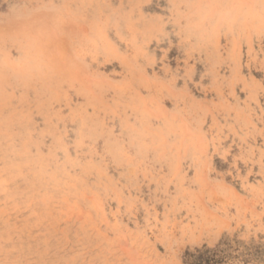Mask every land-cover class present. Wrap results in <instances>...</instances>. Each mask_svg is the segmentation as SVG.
Returning a JSON list of instances; mask_svg holds the SVG:
<instances>
[{"label":"rangeland","instance_id":"obj_1","mask_svg":"<svg viewBox=\"0 0 264 264\" xmlns=\"http://www.w3.org/2000/svg\"><path fill=\"white\" fill-rule=\"evenodd\" d=\"M185 5L0 0V264H264V9Z\"/></svg>","mask_w":264,"mask_h":264},{"label":"clouds","instance_id":"obj_2","mask_svg":"<svg viewBox=\"0 0 264 264\" xmlns=\"http://www.w3.org/2000/svg\"><path fill=\"white\" fill-rule=\"evenodd\" d=\"M169 8L168 11L171 15L167 17H159L163 22V26L173 25V31L177 36H184L186 32V27L184 21L187 19L186 13L183 9L186 7L185 0H168ZM260 6L264 9V0H260ZM119 35V32H117ZM188 40H191L193 37L188 35L185 37ZM109 50V42L106 41L104 37L98 38L94 44V50L91 53L94 57L105 56Z\"/></svg>","mask_w":264,"mask_h":264},{"label":"trees","instance_id":"obj_3","mask_svg":"<svg viewBox=\"0 0 264 264\" xmlns=\"http://www.w3.org/2000/svg\"><path fill=\"white\" fill-rule=\"evenodd\" d=\"M198 264H204V260H201L200 262H198Z\"/></svg>","mask_w":264,"mask_h":264},{"label":"bare ground","instance_id":"obj_4","mask_svg":"<svg viewBox=\"0 0 264 264\" xmlns=\"http://www.w3.org/2000/svg\"><path fill=\"white\" fill-rule=\"evenodd\" d=\"M20 19V18H19Z\"/></svg>","mask_w":264,"mask_h":264}]
</instances>
